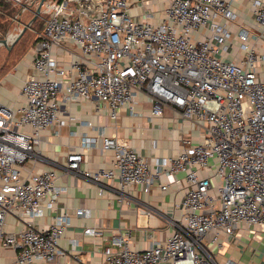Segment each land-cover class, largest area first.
Here are the masks:
<instances>
[{
	"label": "built area",
	"instance_id": "1",
	"mask_svg": "<svg viewBox=\"0 0 264 264\" xmlns=\"http://www.w3.org/2000/svg\"><path fill=\"white\" fill-rule=\"evenodd\" d=\"M234 1L167 0L157 17L150 9L131 15L132 0L42 5L22 101L15 108L0 102V246L15 251L7 264L52 261L64 253L58 240L70 214L63 210L44 226L34 222L53 210L63 191L56 171L22 174L28 158L42 159L40 131L59 124L63 105L71 101L95 98L107 105L111 119L122 107L135 114L137 93L151 102L149 117L168 106L191 122L198 140L183 139L176 155L154 165L125 137L103 133L83 136L81 145L111 150L112 168H82L80 152L67 154V170L99 185L116 178L121 188L148 191L160 172L182 185L180 217L169 235L137 249L130 247L128 231L111 232L102 248L104 264H235L216 259L212 246L220 247V235L250 225L264 237V0H249L251 18L235 32ZM234 45L238 53L232 58ZM74 212L90 214L84 207ZM8 215L23 226L6 230ZM84 232L102 235L95 226Z\"/></svg>",
	"mask_w": 264,
	"mask_h": 264
},
{
	"label": "crops",
	"instance_id": "2",
	"mask_svg": "<svg viewBox=\"0 0 264 264\" xmlns=\"http://www.w3.org/2000/svg\"><path fill=\"white\" fill-rule=\"evenodd\" d=\"M166 1L144 0L141 3L132 0L130 14L137 16L150 9L157 17ZM249 3V0L234 1L237 14L232 24L234 32L238 25L251 18ZM21 35L6 54L10 56V64L0 70V102L12 108L22 101L21 86L31 59L33 38L29 36L23 41L20 40ZM237 47L234 45L231 48L229 57L237 55ZM58 57L61 60L69 59L67 53H59ZM132 104L135 114L130 113L128 107H122L117 110V118L111 119L107 105L95 98L71 101L63 105L67 108L60 115L59 124L40 131L37 146L42 159L28 158L22 165V174L54 169L57 173L55 182L63 191L53 210H46L34 222L36 226H44L53 215L66 210L70 214V224L58 240L64 253L52 261L35 259L32 264H104L102 248L109 244L111 232L128 231L130 247L143 249L154 241L165 239L172 231L173 223L180 217L183 193L181 183L174 181L173 176L160 172L154 179L155 184L148 191H142L138 186L121 188L116 178L99 185L65 167L66 156L72 151L82 154V168L94 170L113 167L111 150H101L98 144L83 146V136L98 137L103 133L125 137L128 144L153 165L176 155L185 145L183 139H189L192 143L198 140V130L192 128L189 120L177 117L170 107L162 106L161 114L149 117L151 102L143 93H137ZM85 121H89L90 125L84 124ZM180 176L182 173H176V177ZM159 182L166 183L167 187L160 189ZM79 207L89 209L90 214L76 215L74 210ZM141 208L149 213H141ZM22 226V221L12 215L5 218L4 228L8 231ZM88 226L99 227L102 235L85 233L84 228ZM219 242L220 247L212 246L219 262L229 258L235 264H264V237L257 227L243 225L232 235H220ZM14 255L13 249L0 246V264H7ZM158 264L172 262L164 260Z\"/></svg>",
	"mask_w": 264,
	"mask_h": 264
},
{
	"label": "rangeland",
	"instance_id": "3",
	"mask_svg": "<svg viewBox=\"0 0 264 264\" xmlns=\"http://www.w3.org/2000/svg\"><path fill=\"white\" fill-rule=\"evenodd\" d=\"M29 1L30 0H0V38L11 31L18 32L19 29H16L17 26L21 28L24 24L29 22L33 16V8L38 0ZM25 2L26 5L21 10ZM42 22L43 15L40 13L26 28V30L32 33V38H35V33L41 29ZM11 48L12 46L9 49H6V47L2 45L0 46V70H3L10 64V56L6 54ZM5 57L6 60H4ZM1 65H3V67Z\"/></svg>",
	"mask_w": 264,
	"mask_h": 264
},
{
	"label": "water",
	"instance_id": "4",
	"mask_svg": "<svg viewBox=\"0 0 264 264\" xmlns=\"http://www.w3.org/2000/svg\"><path fill=\"white\" fill-rule=\"evenodd\" d=\"M47 1L48 0H38L37 4L33 8V16H32V18L29 20V22L27 24H24V26H23L22 30L20 31L19 35L17 36V38L28 27V25L39 15L40 10L42 8V5L45 2H47ZM16 39H14L13 41H11L10 34L7 33L6 35H4L3 37L0 38V46L2 45L4 47H6V49H9L13 45V43L16 41Z\"/></svg>",
	"mask_w": 264,
	"mask_h": 264
},
{
	"label": "bare ground",
	"instance_id": "5",
	"mask_svg": "<svg viewBox=\"0 0 264 264\" xmlns=\"http://www.w3.org/2000/svg\"><path fill=\"white\" fill-rule=\"evenodd\" d=\"M31 1H32V0H30L29 2H31ZM29 2H28V3H29ZM25 5H26V2L23 3V6L21 7V10L25 7ZM23 26H24V25H23ZM23 26H22L21 28H19V26L16 27V29H19L18 32H17V31H11V32H9L11 41H13L14 39L17 38V36L19 35V33H20V31L22 30Z\"/></svg>",
	"mask_w": 264,
	"mask_h": 264
},
{
	"label": "trees",
	"instance_id": "6",
	"mask_svg": "<svg viewBox=\"0 0 264 264\" xmlns=\"http://www.w3.org/2000/svg\"><path fill=\"white\" fill-rule=\"evenodd\" d=\"M29 36H31L30 39H32V33H31L30 31H28V30L25 29V30L23 31L21 37H20V40L22 39V40L24 41V40H26V39H29ZM34 39H35V38L32 39V43H31V45H33ZM12 46H13V45H12Z\"/></svg>",
	"mask_w": 264,
	"mask_h": 264
}]
</instances>
